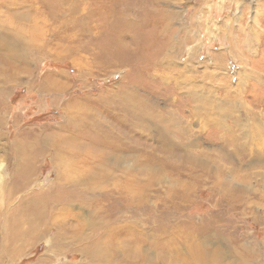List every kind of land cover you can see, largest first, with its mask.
<instances>
[{
	"label": "rangeland",
	"instance_id": "rangeland-1",
	"mask_svg": "<svg viewBox=\"0 0 264 264\" xmlns=\"http://www.w3.org/2000/svg\"><path fill=\"white\" fill-rule=\"evenodd\" d=\"M14 1L25 16L15 14L12 20L26 30L14 34L24 55L11 59L19 68L16 76L10 78L5 69L0 73V223L33 199L34 188L56 191L49 193L54 210L33 220L39 225L29 244H0L7 250L0 264L98 261L86 256L85 246L107 234L98 225L88 226L95 206H82L85 196L79 191L59 196L52 150L35 159L31 189L24 195L8 199L2 190L24 162L21 143L60 132L69 113L89 117L120 137L123 146L116 150L97 139L95 130L68 133L81 139L82 147L106 154L102 166L111 168L118 182L139 170L145 189L139 205L112 189L107 201L101 200L111 223L123 224L118 235L123 260L114 258L112 264H264V132L253 133L249 115V109L264 110L254 102L262 92L257 79L264 75V0H106L104 5L97 2L105 0H61L63 7L77 5L72 15L77 19L70 21L73 30L61 28L58 40L46 31L42 0ZM7 7L0 0V19ZM243 39L247 47L241 49ZM46 41L58 42V50ZM40 45L47 56L35 54ZM44 78L63 90L42 89ZM132 111L142 114L140 122ZM169 117L171 131L166 130ZM163 139L184 147L171 148ZM137 149L150 151L157 161L136 163ZM183 156L192 163L162 161ZM20 219L18 233L28 227L25 217ZM79 231L82 237L75 240Z\"/></svg>",
	"mask_w": 264,
	"mask_h": 264
},
{
	"label": "bare ground",
	"instance_id": "bare-ground-1",
	"mask_svg": "<svg viewBox=\"0 0 264 264\" xmlns=\"http://www.w3.org/2000/svg\"><path fill=\"white\" fill-rule=\"evenodd\" d=\"M60 1L61 0H42L40 2L43 10L45 11V16H46L47 20L49 21V26L46 30L48 33V36L52 31L53 36L51 35L49 37L51 39L54 38L57 40L59 37V33L60 32L62 33L61 28L64 30L67 29V31L69 29L73 30V25H72V23H70V21L72 22V20L77 19L76 17L73 18V16H72L73 12L77 8L76 7L77 5H75V4L73 5V3H72L71 5H69L67 7H63V6H61L63 3L61 4ZM66 1H70V0H66ZM71 1H74V0H71ZM107 1L111 2V0H107ZM107 1L105 0V1L97 2V3H99V5H104ZM14 2H15L14 0H4V5L8 6V7L6 8L7 11L5 12V15L2 16L0 19V22L2 23V25H0V49L2 50L1 52H3L2 56H0V73L2 71H4V69H5V71L7 72L8 76L10 78L14 77L15 72H17V69H19L16 64L14 65L12 63L11 59H16L19 61L21 58L22 59L24 58V55L21 54L22 49H20L21 41L16 39L17 43H15L14 42V34L20 28L22 30H26V28L23 25H16L12 20V18H16L14 16L15 14H17L18 18L25 16V13L21 12L22 10L18 11L17 7L20 5V3H16V2L14 3ZM87 2H86V4H87ZM83 3H84V1H83ZM89 5H90V3H89ZM104 8H107L106 5ZM110 10L115 11L114 9H110ZM78 19L84 20L83 17L80 15H79ZM163 24H165V23H163ZM258 25H259V23H258ZM160 28H162V27L160 26ZM163 28H164V26H163ZM34 29H35V27L30 28L29 32L30 33L33 32ZM250 35L251 34H249V36L248 35L247 36L250 37ZM255 36L258 39L259 35L257 33L254 34V37ZM51 41H53V40H51ZM51 41L50 42L46 41V42L48 45L49 44H55L56 50H58V48H57L58 42L51 43ZM244 41H245V43H244ZM239 45H240L241 49L242 48L244 49V47H247V40L243 39L242 43L240 42ZM32 48H29V49L30 50L32 49L31 51L35 53L34 47H32ZM43 48H44V45L36 46L35 50H37L38 52L35 54L41 55V56H47L46 51ZM245 50L247 51L248 49H245ZM216 65H217V62H216ZM221 65H223V64H221ZM11 66L14 68V70H15L14 72H12ZM226 66L227 65L225 64V67ZM8 68L10 69V71ZM155 69H157V68H155ZM225 69L227 70V67ZM229 71L230 70H227V73ZM230 73H232V71H230L228 74L231 75ZM236 74H237V79L239 80V82H241V80H240L241 79L240 78L241 72L238 70V71H236ZM51 80H53V79H51ZM247 80H248V78H247ZM247 80L244 79V86L247 85L246 84ZM257 82H258L257 84L259 85L258 90L262 91V92H258V96L256 97V101H254V102L256 104H259L261 107H263V105H264V75H261L257 79ZM40 83L43 87L42 89H44L48 92H56L57 93V92H60L61 90H63L61 85L57 84L58 83L57 81L51 82V81L47 80L46 78H44V80ZM122 95H120V98L123 97V100H124L126 97H124ZM128 99H131V98L127 97L125 100L127 101ZM70 109H72V108H70ZM124 111H126V107H125ZM144 112H146V110H144ZM66 113H68V112H66ZM141 115L138 117V115L135 113V111H132V113L130 114V116L134 117L139 122H140V119H142V118H140ZM249 115H250V118L252 120L251 125L253 127V133L258 134V133L264 132V110L261 109V110L253 111V110L249 109ZM254 115L257 118H254ZM148 117L149 116L144 117V118H146V121L149 122ZM158 118H159V116H158ZM158 118H156V119H158ZM169 118H170L169 119L170 121H166L168 124V126L166 127V130L171 131V130H169L170 129L169 124H171V122H172L171 120H173V118L172 117H169ZM62 125L63 126L60 127V132L48 133L46 135H42V136H39L37 138H33V140H30L26 143H24V142L21 143V146H22V151H21L22 154L21 155L24 158L23 159L24 162L16 167V172L12 176L13 182L11 184L7 183V185H5L2 188V190L6 192V196L8 199L13 198L17 193L20 195H24L27 192L28 188L31 189L30 183L32 182L31 181L32 176H31L30 171L31 170L34 171V167L32 164H34L35 159L37 157H39V155L42 156L41 154L44 153L45 149L52 150V156H53L54 164H55V167L57 168V176H56L55 184L57 186L59 185L58 189L62 188V190L61 189L59 190V196L65 197L66 195H69V194L72 195V194H75L79 191L78 194H82L83 196H85L84 199H83V197H81L82 198V203H81L82 206H86L85 204H91V203H93V204H91L92 205L91 207L95 206L94 219L88 220V226L91 227L94 225H98L102 228L103 234H107L105 236V238H103V239L95 238L92 241L90 246H85L86 256L91 261L98 260V261H96V264H112L114 258H117L115 261H117V260L122 261L123 259L120 256H118L119 254L121 255V251H120L121 246L118 245V244H120L121 241L119 242L118 235H119V233L123 232V229H122L123 227L121 228V225H123V224H121L122 222L120 220L115 221V223L118 227V229H117L118 231L115 230L116 225L114 223L112 224L111 221L108 219V214H109L107 212L108 209L106 207L102 206L101 200L107 201V198H108L107 195H110V194L109 193L107 194L106 192H108V190L112 189V190L116 191V193L118 195H120V197H122L123 199H127L128 201L130 200V202L132 201V202H135L136 204H138V203L140 204L142 202L140 194H141L142 190H143L142 192L144 193L145 189H143L141 187L139 170L134 169L133 173L131 174L132 176H131V178L128 179V181L118 182L117 181L118 178L113 173V170H110L111 168H109V167L103 168V166H102L103 165L102 163H104L105 160H108V156L106 154H104L102 152L101 153L100 152L94 153L90 148L82 147V145L80 143L81 139L79 140V138H77L78 139V141H77L78 143H77L76 142L77 139L74 138V140H72L71 138H73L74 136H72V134H68L69 132H73L74 134L79 135L82 128H84L85 130H87V128H88L89 131L92 129L98 133L97 139L104 140V142L106 143V146H108L107 148H109V146H111V147L116 148V150H120V148L123 146L122 142L120 141V137H118L117 135H114L113 131L111 129H109V128L100 129L99 124L92 122L89 117L88 118H78V117H75L74 113H73V115H71L69 113L68 119ZM97 128H99V129H97ZM80 137L81 138H87L84 135L80 136ZM165 137H167V136H165ZM163 140L166 144L169 142V145L171 144V148L176 149V147H184L183 145H179L177 143L172 142L170 139H163ZM83 141H86V140H83ZM86 142H88V141H86ZM90 143H91V141H90ZM101 144L102 143H100V145ZM137 151H138L139 155L137 157L138 161H136V163L140 162L141 164L150 165V164H152L153 161L154 162L157 161V159H155L154 157L151 156L150 151L146 152V155L143 153L142 149L141 150L137 149ZM185 157L190 161H197L198 160L196 158L198 156H194V155L193 156H186L185 155ZM185 157L183 156L182 158H180L178 160H177V158H175V160H172L170 157H168L169 159L162 160V161L170 162V163H177L180 165L185 164V163L186 164L192 163V162H187ZM128 182H132V184H127ZM65 184L67 186H65ZM66 187H68V188H66ZM34 191L35 192L33 193V199L28 200L26 203L22 204L19 208H17L15 210V213L12 216L5 217L2 224L0 223V229L1 230L6 232V229H7V233L1 231L2 233L0 234V244L1 243H14V242H17L20 240L21 241L25 240L29 244L30 238L35 237L34 230L39 225V223H37L36 225L32 224L33 220L43 218V211H50L51 209L54 208L50 194L54 193L56 191L55 188H53L50 192H48L47 190L41 191L37 188H34ZM66 192L68 194H66ZM99 193H101V194H99ZM98 195L100 198L98 197ZM89 199H91V200H89ZM144 199H145L144 201H147V199L145 197H144ZM124 202H126V201H124ZM63 203L64 202L62 201L61 205ZM122 204H123V202H122ZM1 214L3 215V211H1L0 215ZM22 216L25 217V220H26L25 221L26 226L24 225L25 226L24 228H26L27 226L28 227L26 228L27 231L22 232V233H18V232H16V230H17V226L21 222L20 218H22ZM2 217H4V216H2ZM14 219H15V221H14ZM59 222L64 223V218L59 220ZM59 225L61 226L62 224H59ZM83 226L85 227V226H87V224L85 223ZM112 226L113 227L115 226V228H113ZM4 227H5V229H4ZM8 230H10V232H8ZM36 231H37V229H36ZM115 231H116V234H115ZM114 234H115V236L112 237ZM81 237H82V233L80 231L73 234V238L75 240H78ZM111 245L114 246V248L110 249ZM6 251L7 250H5V249H1L0 255L5 253ZM124 264H147V261H141V262H137V263L130 261L128 263L125 262Z\"/></svg>",
	"mask_w": 264,
	"mask_h": 264
}]
</instances>
